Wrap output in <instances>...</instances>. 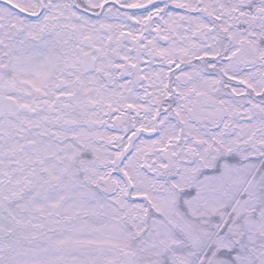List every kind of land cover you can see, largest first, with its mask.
<instances>
[{
  "label": "snow or ice",
  "instance_id": "obj_1",
  "mask_svg": "<svg viewBox=\"0 0 264 264\" xmlns=\"http://www.w3.org/2000/svg\"><path fill=\"white\" fill-rule=\"evenodd\" d=\"M0 264H264V0H0Z\"/></svg>",
  "mask_w": 264,
  "mask_h": 264
}]
</instances>
